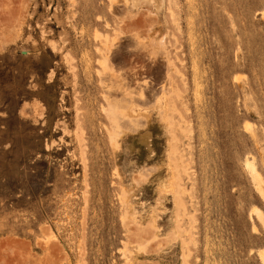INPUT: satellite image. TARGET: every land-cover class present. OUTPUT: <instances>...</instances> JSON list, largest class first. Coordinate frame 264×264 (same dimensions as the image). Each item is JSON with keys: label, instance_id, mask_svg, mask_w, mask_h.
Wrapping results in <instances>:
<instances>
[{"label": "rangeland", "instance_id": "obj_1", "mask_svg": "<svg viewBox=\"0 0 264 264\" xmlns=\"http://www.w3.org/2000/svg\"><path fill=\"white\" fill-rule=\"evenodd\" d=\"M260 251L264 0H0V264Z\"/></svg>", "mask_w": 264, "mask_h": 264}, {"label": "bare ground", "instance_id": "obj_2", "mask_svg": "<svg viewBox=\"0 0 264 264\" xmlns=\"http://www.w3.org/2000/svg\"><path fill=\"white\" fill-rule=\"evenodd\" d=\"M261 13H263L262 11H261ZM133 73V72H132ZM132 75H134V74H132ZM250 165V164H249ZM251 169H254V166H252L251 167ZM255 170V169H254ZM149 234V233H148ZM262 258H264V251L263 252H261L260 251V254H259Z\"/></svg>", "mask_w": 264, "mask_h": 264}]
</instances>
